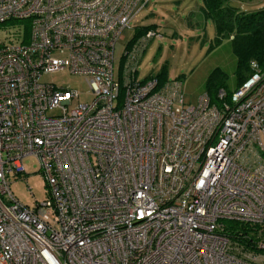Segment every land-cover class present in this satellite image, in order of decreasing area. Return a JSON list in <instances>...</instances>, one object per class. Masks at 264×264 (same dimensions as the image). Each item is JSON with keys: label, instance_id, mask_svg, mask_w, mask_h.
<instances>
[{"label": "built area", "instance_id": "1", "mask_svg": "<svg viewBox=\"0 0 264 264\" xmlns=\"http://www.w3.org/2000/svg\"><path fill=\"white\" fill-rule=\"evenodd\" d=\"M151 0H0V264H264V67L186 103L140 78L156 31L115 48ZM69 71L93 99L43 80ZM34 157L48 198L11 189ZM259 230L254 239L227 225Z\"/></svg>", "mask_w": 264, "mask_h": 264}, {"label": "rangeland", "instance_id": "2", "mask_svg": "<svg viewBox=\"0 0 264 264\" xmlns=\"http://www.w3.org/2000/svg\"><path fill=\"white\" fill-rule=\"evenodd\" d=\"M229 4L239 12L249 14L264 9V0H230ZM203 0H151L131 22L115 48V73L127 45L133 40H145L142 28L156 31L149 41L139 65L140 78L160 76L167 81H181L186 103L195 105L207 92V80L215 69L225 75V86L234 91L239 82L238 59L228 37L216 43L217 29L212 18L206 17ZM30 32L29 23L14 21L0 25V44L17 42L18 35ZM165 71V75H162ZM164 77V78H163ZM43 80L59 87L78 91L79 103L90 102V93L84 79L69 71L45 75ZM162 82V83H166ZM27 175L11 178V189L23 204L34 207L48 198L45 180L34 157L25 159Z\"/></svg>", "mask_w": 264, "mask_h": 264}, {"label": "trees", "instance_id": "3", "mask_svg": "<svg viewBox=\"0 0 264 264\" xmlns=\"http://www.w3.org/2000/svg\"><path fill=\"white\" fill-rule=\"evenodd\" d=\"M204 13L206 17L212 18L217 29L215 42L221 43L223 38L228 37L233 44V51L238 59V86H240L251 74V63L257 62L264 67V9L254 13H241L229 4L230 0H203ZM150 28H142L139 34L145 33ZM165 71L162 75H165ZM158 77V76H157ZM161 82L167 80L158 77ZM164 78V77H163ZM226 75L215 69L207 80V92L213 102L217 101V93L224 88L228 92V97L232 91L225 86ZM237 86V87H238ZM242 234H248L256 239L259 230L254 227L228 224L227 230L232 233L233 238H237L236 230ZM264 233V230H263Z\"/></svg>", "mask_w": 264, "mask_h": 264}]
</instances>
